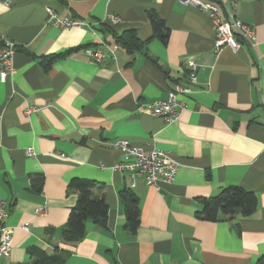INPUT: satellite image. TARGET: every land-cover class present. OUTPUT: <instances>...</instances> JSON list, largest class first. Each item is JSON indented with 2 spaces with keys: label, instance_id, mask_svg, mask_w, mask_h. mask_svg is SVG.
I'll use <instances>...</instances> for the list:
<instances>
[{
  "label": "crops",
  "instance_id": "crops-1",
  "mask_svg": "<svg viewBox=\"0 0 264 264\" xmlns=\"http://www.w3.org/2000/svg\"><path fill=\"white\" fill-rule=\"evenodd\" d=\"M204 1L216 4L220 20L249 25L253 41L235 36L236 50H216L211 19L179 0L0 5V35L16 43L15 72L0 81V200L14 229L0 264H35L34 252L63 254L62 264L264 261V0ZM46 7L86 24L48 23ZM148 12L168 28L166 43L153 36ZM126 30L145 42L141 50L128 53L115 42ZM87 48L106 60L94 61ZM47 57L53 59L45 67ZM187 61L196 64V82L178 96L184 106L177 119L165 123L145 104L187 84ZM119 139L169 153L175 179L147 185L137 177L131 188L128 171L113 169L122 157L109 143ZM75 177L92 180L108 209L104 223L85 221L84 235L70 244L61 234L77 200L68 187ZM235 185L256 195L255 212L199 216L203 199ZM127 188L139 201L134 232L124 226L119 199Z\"/></svg>",
  "mask_w": 264,
  "mask_h": 264
},
{
  "label": "built area",
  "instance_id": "built-area-1",
  "mask_svg": "<svg viewBox=\"0 0 264 264\" xmlns=\"http://www.w3.org/2000/svg\"><path fill=\"white\" fill-rule=\"evenodd\" d=\"M184 4H188L198 8L206 13L211 19L215 28L214 48L218 50L223 46H228L232 50L238 48V42L235 36L241 39L252 42L254 34L252 28L235 19L222 21L216 15V4L204 0H179ZM11 0H0V5L9 6ZM47 22L62 28L82 27L86 24L83 19L58 16L50 7L45 8ZM112 22L118 21L116 17L111 18ZM94 33V32H93ZM16 43L11 39L0 35V81L13 76L15 67L13 57L15 54ZM85 53L94 61L101 63L106 60L107 54L101 50L85 49ZM187 84H177L169 91L166 98L153 100L145 104L151 115L160 117L165 123L175 121L179 115V110L184 104L179 100V95L189 94L191 92L190 84L196 82V64L193 61L186 63ZM110 146L117 149L122 157L120 162L113 165V169L118 171H128L131 180L130 187L135 185V178L140 177L147 185H154L158 180L172 182L175 179L177 163L171 158L169 153L152 147L145 150L142 146L133 144L126 139H119L109 143ZM27 154L32 155L31 147L26 149ZM36 213L43 214L44 208H35ZM7 210L4 201L0 200V258H7L11 253L13 240V227L5 224ZM23 227H26L24 225Z\"/></svg>",
  "mask_w": 264,
  "mask_h": 264
},
{
  "label": "trees",
  "instance_id": "trees-1",
  "mask_svg": "<svg viewBox=\"0 0 264 264\" xmlns=\"http://www.w3.org/2000/svg\"><path fill=\"white\" fill-rule=\"evenodd\" d=\"M147 16L152 27L153 36L166 43L169 36L168 28L154 12H148ZM115 42L128 53L141 50L145 43L136 37L134 30H126L120 35H115ZM51 59L53 58H44L42 64L48 67ZM68 187L77 194V200L70 209L61 238L65 243L73 244L84 235L85 221L90 219L96 223H104L108 206L102 196L93 194L96 185L92 180L75 177L69 181ZM33 188L40 191L41 179L35 180ZM119 199L123 205L126 218L124 226L129 232H134L139 223L138 198L135 197L131 189L127 188L119 192ZM256 208V195L235 185L224 187L215 196L203 199L199 216L211 221L216 220L218 214L249 216L255 212ZM33 257L35 264H62L64 261L63 254L48 255L44 252H34ZM257 264H264V261Z\"/></svg>",
  "mask_w": 264,
  "mask_h": 264
}]
</instances>
